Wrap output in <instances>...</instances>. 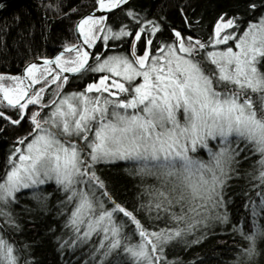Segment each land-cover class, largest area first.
Returning <instances> with one entry per match:
<instances>
[{"label":"snow or ice","instance_id":"snow-or-ice-1","mask_svg":"<svg viewBox=\"0 0 264 264\" xmlns=\"http://www.w3.org/2000/svg\"><path fill=\"white\" fill-rule=\"evenodd\" d=\"M40 6L69 21L71 39L0 71V264H42L45 244L59 256L88 245L93 264H193L177 249L217 228L233 237L229 264H260L264 0H214L210 18L184 0L180 25L163 3ZM129 176L151 178L131 205L118 195Z\"/></svg>","mask_w":264,"mask_h":264},{"label":"trees","instance_id":"trees-1","mask_svg":"<svg viewBox=\"0 0 264 264\" xmlns=\"http://www.w3.org/2000/svg\"><path fill=\"white\" fill-rule=\"evenodd\" d=\"M49 0H3V7H0V25L7 21V30L0 34V71L19 72L23 61L28 59L25 53L31 47L35 53L39 47L40 51L48 54H55L61 47L65 39H71L69 33V21L64 19H55L52 11H47L40 5L47 4ZM140 4H153V10L158 11V5H166L165 11L170 21L180 25V16L178 7L184 3V0H138ZM214 0H197V11H203L206 18L213 14L212 4ZM175 5V6H173ZM47 11L48 19H45ZM19 20H14L15 16ZM76 90L83 87V78L73 81ZM71 90V89H69ZM10 144V134L0 135V174L3 173L4 157ZM242 172L244 168L240 169ZM108 173V169L103 170ZM150 182L149 177L129 176L122 182L118 195L122 200L130 205L133 202L136 192L139 190L140 181ZM250 177L240 178L234 182V191L237 195L233 206L234 215L243 214L244 209L240 206L244 197L241 190L247 191L245 180ZM231 195V193H230ZM25 199H27L25 197ZM55 205V200H53ZM49 220L59 227L60 217L56 215L55 207L48 214ZM29 233L33 229H27ZM238 239V237L236 238ZM233 237L230 234L221 233L219 229L213 230L211 236L199 244H190L187 250L177 251L184 259L192 261L193 264H229L233 258L235 245L232 243ZM57 249L49 244H45L37 249L38 259L42 264H93V257L90 254L88 245L74 246L71 250H64V255L56 254ZM260 264H264V258H261Z\"/></svg>","mask_w":264,"mask_h":264}]
</instances>
